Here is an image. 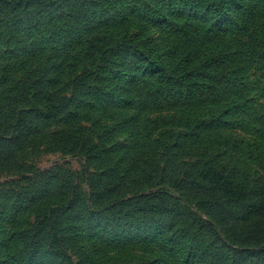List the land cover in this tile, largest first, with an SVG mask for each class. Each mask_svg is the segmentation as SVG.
I'll use <instances>...</instances> for the list:
<instances>
[{"label":"rangeland","instance_id":"374dc122","mask_svg":"<svg viewBox=\"0 0 264 264\" xmlns=\"http://www.w3.org/2000/svg\"><path fill=\"white\" fill-rule=\"evenodd\" d=\"M20 1L0 264H264V0ZM31 25L51 45L14 58Z\"/></svg>","mask_w":264,"mask_h":264},{"label":"trees","instance_id":"16d2710c","mask_svg":"<svg viewBox=\"0 0 264 264\" xmlns=\"http://www.w3.org/2000/svg\"><path fill=\"white\" fill-rule=\"evenodd\" d=\"M236 0H195V4L197 6H200L202 10L206 11L207 13H211L215 16L221 15L224 10L235 2ZM5 3L10 5H15V3L20 4V0H0V7H2ZM244 12L248 9L246 7L243 8ZM34 25L28 26L27 28L24 27L22 29L15 28V34L13 35V39L15 41V45L13 47V57L17 58L20 56H23L25 58L31 57L37 50H45L49 44L51 45L52 39L50 37H47L46 34H40L38 33L35 35L36 31L35 28H33ZM20 29V30H18ZM29 40H32L34 42V46L30 51H25L26 47L22 45L23 43L28 42ZM24 50V51H23ZM4 54V53H2ZM7 55H11L12 53H6ZM249 250H243V252H248Z\"/></svg>","mask_w":264,"mask_h":264}]
</instances>
